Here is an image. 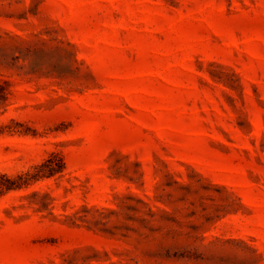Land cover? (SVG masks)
Here are the masks:
<instances>
[{"label":"rangeland","instance_id":"obj_1","mask_svg":"<svg viewBox=\"0 0 264 264\" xmlns=\"http://www.w3.org/2000/svg\"><path fill=\"white\" fill-rule=\"evenodd\" d=\"M0 87V264H264V0H0Z\"/></svg>","mask_w":264,"mask_h":264},{"label":"trees","instance_id":"obj_2","mask_svg":"<svg viewBox=\"0 0 264 264\" xmlns=\"http://www.w3.org/2000/svg\"><path fill=\"white\" fill-rule=\"evenodd\" d=\"M6 98L4 90L0 87V101H4ZM56 158V155L51 154L47 159H45L40 165L39 168H36V171L32 175H18L16 179H7L9 184L4 186L3 189L6 191L20 189L28 185L30 180H40L48 179L58 176L64 171V163L61 158Z\"/></svg>","mask_w":264,"mask_h":264}]
</instances>
